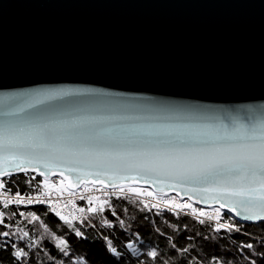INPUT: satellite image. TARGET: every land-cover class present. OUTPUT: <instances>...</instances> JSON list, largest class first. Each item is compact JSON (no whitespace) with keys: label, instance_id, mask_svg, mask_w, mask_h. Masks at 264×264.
<instances>
[{"label":"snow or ice","instance_id":"snow-or-ice-1","mask_svg":"<svg viewBox=\"0 0 264 264\" xmlns=\"http://www.w3.org/2000/svg\"><path fill=\"white\" fill-rule=\"evenodd\" d=\"M0 88V264H264V101Z\"/></svg>","mask_w":264,"mask_h":264},{"label":"water","instance_id":"water-1","mask_svg":"<svg viewBox=\"0 0 264 264\" xmlns=\"http://www.w3.org/2000/svg\"><path fill=\"white\" fill-rule=\"evenodd\" d=\"M0 83L261 102L264 0H0Z\"/></svg>","mask_w":264,"mask_h":264},{"label":"trees","instance_id":"trees-1","mask_svg":"<svg viewBox=\"0 0 264 264\" xmlns=\"http://www.w3.org/2000/svg\"><path fill=\"white\" fill-rule=\"evenodd\" d=\"M258 231V229H252ZM89 249L90 255L93 257V264H107L106 259L103 256L102 250L99 247L92 245H85Z\"/></svg>","mask_w":264,"mask_h":264},{"label":"built area","instance_id":"built-area-1","mask_svg":"<svg viewBox=\"0 0 264 264\" xmlns=\"http://www.w3.org/2000/svg\"><path fill=\"white\" fill-rule=\"evenodd\" d=\"M79 203V202H78Z\"/></svg>","mask_w":264,"mask_h":264}]
</instances>
